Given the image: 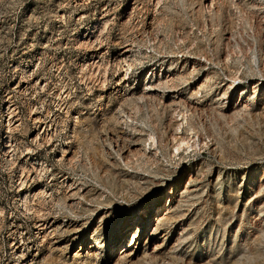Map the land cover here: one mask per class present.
Listing matches in <instances>:
<instances>
[{"label": "rangeland", "instance_id": "obj_1", "mask_svg": "<svg viewBox=\"0 0 264 264\" xmlns=\"http://www.w3.org/2000/svg\"><path fill=\"white\" fill-rule=\"evenodd\" d=\"M216 4L0 0V264H264V0ZM34 104L53 133L23 161Z\"/></svg>", "mask_w": 264, "mask_h": 264}, {"label": "bare ground", "instance_id": "obj_2", "mask_svg": "<svg viewBox=\"0 0 264 264\" xmlns=\"http://www.w3.org/2000/svg\"><path fill=\"white\" fill-rule=\"evenodd\" d=\"M138 1V0H137ZM151 1V3H160V1L161 0H150ZM219 0H204V2L206 3V4H209V5H215L217 2H218ZM136 2V1H135ZM236 2V1H235ZM140 3V2H139ZM233 3V2H232ZM149 5L151 6V4L149 3ZM208 5V6H209ZM217 5V4H216ZM154 7H155V5H154ZM210 7V6H209ZM113 8V7H112ZM139 8V7H138ZM212 8V7H211ZM115 9V8H114ZM111 10V9H110ZM114 12H115V10H114ZM111 13V12H110ZM104 14V13H103ZM115 17V16H114ZM104 18V25H105V27H107V25L111 22V20H112V18H111V16H109V14H107L106 13V15L103 17ZM102 19V18H101ZM101 24V23H100ZM102 27V26H101ZM101 32L103 31V30H100ZM101 32H100V35H101ZM104 32V31H103ZM90 35V34H89ZM89 37V36H88ZM92 37V36H91ZM109 37H111V36H109ZM99 38V37H98ZM96 39H97V37H96ZM107 39V38H106ZM99 40V39H98ZM94 41V40H93ZM81 42V41H80ZM84 42H86V41H84ZM107 42V41H106ZM91 43V42H90ZM93 43V42H92ZM102 43V42H101ZM119 43V42H118ZM134 43V42H133ZM95 44V43H94ZM128 44H129V42H128ZM80 45V44H79ZM85 46V45H84ZM83 46V47H84ZM93 46V45H92ZM101 46V45H100ZM126 46V45H125ZM134 46V45H133ZM132 46V47H133ZM88 48H91V47H88ZM87 47H86V49H88ZM95 48V47H94ZM123 48V47H122ZM131 49H133V48H131ZM88 51V50H87ZM128 51H130V48L129 47H125V48H123L122 50H120V55H124V54H126ZM97 54V53H96ZM105 54V53H104ZM99 55V54H98ZM119 55V56H120ZM184 56V55H183ZM117 57V56H116ZM127 57H128V55H127ZM118 58V57H117ZM124 58V57H123ZM126 58V57H125ZM174 58V57H173ZM189 58V57H188ZM195 58H197V57H195ZM129 60V59H128ZM185 61V60H184ZM85 62V61H84ZM114 62V61H113ZM191 62V61H190ZM208 62V61H207ZM195 63V62H194ZM94 64H95V62H94ZM109 64V63H108ZM93 65V64H92ZM91 65V66H92ZM97 65H99V64H97ZM126 65V64H125ZM175 65V64H174ZM200 65V64H199ZM100 66V65H99ZM196 66V65H195ZM81 67V66H80ZM101 67V66H100ZM81 69V68H80ZM98 70V69H97ZM176 70V69H175ZM119 71V70H118ZM100 72V71H99ZM106 72V71H105ZM109 72V71H108ZM116 72V71H115ZM122 72V71H121ZM83 73V72H82ZM93 73V72H92ZM101 73V72H100ZM125 73V72H124ZM173 73V72H172ZM97 74V73H96ZM105 74H107V73H105ZM99 75V74H98ZM102 75V74H101ZM103 76V75H102ZM197 76V75H196ZM94 77V76H93ZM96 78V77H95ZM103 78V77H102ZM167 78V77H166ZM89 79V81H90V79L91 78H88ZM93 79V78H92ZM168 79V78H167ZM166 79V80H167ZM98 80V79H97ZM105 80V79H104ZM123 80V79H122ZM150 80V79H149ZM160 80V79H159ZM175 80V79H174ZM171 81H172V79H171ZM99 89L101 90V91H105L106 89H105V86H104V83H103V80H99ZM106 82V81H105ZM165 82V81H164ZM167 82V81H166ZM93 83V82H92ZM119 83V82H118ZM161 83V82H160ZM171 83V82H170ZM175 83V82H174ZM159 84V83H158ZM157 84V85H158ZM165 84H168V83H165ZM46 85H47V83H45V81H43L42 79H40V78H36L32 73L29 75V76H27V77H24V78H22V79H17L16 81H15V84H14V86L13 87H11L9 90H7V98L5 99V109H6V127H7V129H6V133L3 135V137H5L6 139V141H5V143H4V147H3V150H4V153L6 154V155H8V154H12V151L15 149V147H16V145L18 144V136H17V134H16V131H18L19 129H20V127H21V125L23 124V118H22V116H21V113H20V110H19V104L14 100V98L11 96L12 95V92H13V90H16V91H19V92H21V93H24V94H28V90L30 89V88H39L40 87V89H42V91H44L45 89H46ZM118 85V84H117ZM160 85V84H159ZM232 85V84H231ZM124 86V85H123ZM127 86V85H126ZM176 86V85H175ZM174 85H173V87H175ZM202 86V85H201ZM172 87V88H173ZM179 87V86H178ZM198 87V86H197ZM200 87V86H199ZM90 88V87H89ZM148 88V91H153L155 88L154 87H152V86H149V87H147ZM158 88V87H157ZM160 88H162L161 86H160ZM159 88V89H160ZM167 89V88H166ZM165 89V90H166ZM36 90V89H35ZM123 90V89H122ZM145 90V89H144ZM158 90V89H157ZM174 91H175V89H174ZM126 92V91H125ZM171 92V91H170ZM176 92V91H175ZM194 92V91H193ZM197 91H195V94L197 95V93H196ZM192 93V92H191ZM17 94V93H16ZM102 94V93H101ZM159 94V93H158ZM174 94H176V93H174ZM198 94H199V92H198ZM142 96L143 95H145V94H141ZM140 95V96H141ZM146 95H149V94H146ZM170 95V94H169ZM193 95V94H192ZM102 96V95H101ZM153 96V95H152ZM155 96V95H154ZM194 96V95H193ZM151 97V96H150ZM140 98H142V97H140ZM144 98V97H143ZM148 98V97H147ZM191 99V98H190ZM171 100V99H170ZM182 100V99H181ZM180 100V101H181ZM185 100V99H184ZM172 101V100H171ZM176 101V100H175ZM174 101V102H175ZM179 101V102H180ZM182 102V101H181ZM171 103V102H170ZM173 103V102H172ZM171 103V104H172ZM176 103V102H175ZM181 104V103H180ZM186 106V105H185ZM236 108V107H235ZM29 109V108H28ZM29 115H28V118H29V120L32 122V124H33V130H34V132H33V135L31 136V138H30V142H29V144H31L30 146H28L27 148H26V152L23 154V152H22V159H23V161L24 160H26V156H28L30 153H32L33 151H35L34 149L37 147V148H39L41 145H42V142L44 143V142H47V140H49L50 141V138H51V134L53 133V131H51V126H52V122H49L48 123V121L47 120H45L44 119V117H43V115H42V113L41 112H39L38 111V109L35 107V104L33 105V106H31L30 107V109H29V113H28ZM46 115V114H45ZM48 116V115H47ZM28 120V121H29ZM76 120V119H75ZM32 126V125H31ZM49 137V138H48ZM21 143V142H20ZM48 143V142H47ZM26 144V143H25ZM32 144H36V146H32ZM40 145V146H39ZM44 145V144H43ZM39 146V147H38ZM70 146V145H69ZM178 148H180V147H178ZM61 151H62V155H61V157H63L64 158V156H66L67 154H68V149L67 148H65V147H62L61 148ZM14 152V151H13ZM71 157V156H70ZM8 158V157H7ZM17 158V157H16ZM19 158H20V156H19ZM71 159H73V156H72V158ZM11 160V159H10ZM33 160V159H32ZM69 160V159H68ZM69 162H70V160H69ZM14 163V162H13ZM28 163V162H27ZM29 163H31V162H29ZM15 165V164H14ZM13 165V166H14ZM20 168H21V165H20ZM34 168H35V166H34ZM44 169V168H43ZM22 171H21V173L19 174V176H18V182H19V185H18V194H19V196L21 197V196H23V195H25L26 193H27V186H28V182L30 181V180H35L36 179V173L35 172H37V170L35 171V169H31V168H28L27 170H26V167L25 166H23L22 165V169H21ZM38 174V173H37ZM38 177V176H37ZM78 183V182H77ZM73 188V187H72ZM70 189V188H69ZM36 193H41V194H45L46 193V190L44 189V188H40L39 190H36L35 191V194ZM69 193V192H68ZM73 193V192H72ZM39 195V194H38ZM80 195V194H79ZM26 196V195H25ZM30 196V195H29ZM81 196V195H80ZM35 197V196H34ZM28 198V197H27ZM73 199V198H72ZM26 203H27V201H26ZM27 205V204H26ZM29 205V204H28ZM27 205V206H28ZM29 209V208H28ZM33 209V208H32ZM4 209L3 208H1L0 207V213H2V211H3ZM37 214H39V213H37ZM1 215V214H0ZM40 215V214H39ZM38 215V216H39ZM46 215H48V212H46ZM37 216V217H38ZM43 216V215H42ZM41 216V217H42ZM55 219H57V218H55ZM55 219H53V218H50L49 216L47 217V216H43L40 220H39V222H38V226H39V229H40V233H42V235L43 236H46V234L47 235H49L47 232H48V230H49V228H51V227H53L54 225H55V223H56V221H55ZM36 225V224H35ZM155 229V228H154ZM52 234V233H51ZM54 234H55V232H54ZM39 236V235H38ZM135 236V235H134ZM42 237V236H41ZM48 238V237H47ZM20 241V240H19ZM44 242H46V241H43V243ZM13 244V243H12ZM18 245H20V242H19V244ZM161 245V244H160ZM14 247V246H13ZM16 247V246H15ZM157 247V246H156ZM155 247V248H156ZM17 250V249H16ZM155 250V249H154ZM22 252V251H21ZM17 253V252H16ZM20 254V253H19ZM18 254V255H19ZM26 254V253H25ZM95 254V253H94ZM97 254V253H96ZM123 254H125V255H129V256H133V255H135V254H138V252L137 251H135V249L134 248H123ZM120 256V255H119ZM126 256V257H127ZM21 257V256H20ZM123 257V256H122ZM124 258H125V256H124ZM30 260V259H29ZM26 261V260H25ZM27 262V261H26ZM33 262V261H32ZM118 263V262H117ZM31 264V263H30Z\"/></svg>", "mask_w": 264, "mask_h": 264}]
</instances>
